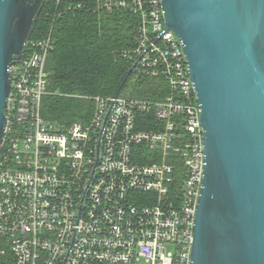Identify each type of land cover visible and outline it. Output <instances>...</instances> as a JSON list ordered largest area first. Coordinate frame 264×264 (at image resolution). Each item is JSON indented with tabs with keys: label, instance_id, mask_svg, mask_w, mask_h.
<instances>
[{
	"label": "built area",
	"instance_id": "built-area-1",
	"mask_svg": "<svg viewBox=\"0 0 264 264\" xmlns=\"http://www.w3.org/2000/svg\"><path fill=\"white\" fill-rule=\"evenodd\" d=\"M52 1L58 17L132 15L135 44L122 55L136 63L130 75L158 80L156 98L122 87L92 96L87 121L58 125L41 114L52 26L26 40L0 142V264H189L203 131L161 0Z\"/></svg>",
	"mask_w": 264,
	"mask_h": 264
},
{
	"label": "water",
	"instance_id": "water-1",
	"mask_svg": "<svg viewBox=\"0 0 264 264\" xmlns=\"http://www.w3.org/2000/svg\"><path fill=\"white\" fill-rule=\"evenodd\" d=\"M43 4L0 0V142L12 66ZM161 4L187 60L203 131L189 264H264V0Z\"/></svg>",
	"mask_w": 264,
	"mask_h": 264
},
{
	"label": "trees",
	"instance_id": "trees-1",
	"mask_svg": "<svg viewBox=\"0 0 264 264\" xmlns=\"http://www.w3.org/2000/svg\"><path fill=\"white\" fill-rule=\"evenodd\" d=\"M55 9V1H45L31 38L43 36L52 26L55 45L46 64L48 86L41 114L66 125L88 119L94 106L92 96L114 93L130 67L122 52L134 47L136 28L134 17L125 12L81 10L58 17ZM156 84V79L130 75L123 88L128 96L155 99Z\"/></svg>",
	"mask_w": 264,
	"mask_h": 264
},
{
	"label": "rangeland",
	"instance_id": "rangeland-1",
	"mask_svg": "<svg viewBox=\"0 0 264 264\" xmlns=\"http://www.w3.org/2000/svg\"><path fill=\"white\" fill-rule=\"evenodd\" d=\"M90 117H91V114H89V117H88V119H89ZM88 119H87V120H88ZM87 120H86V121H87Z\"/></svg>",
	"mask_w": 264,
	"mask_h": 264
}]
</instances>
